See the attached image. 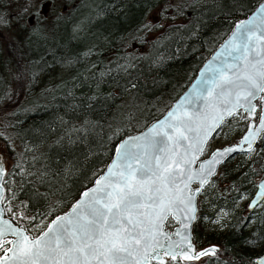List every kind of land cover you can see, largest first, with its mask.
Returning <instances> with one entry per match:
<instances>
[{"label": "trees", "instance_id": "16d2710c", "mask_svg": "<svg viewBox=\"0 0 264 264\" xmlns=\"http://www.w3.org/2000/svg\"><path fill=\"white\" fill-rule=\"evenodd\" d=\"M8 1L0 0V9H7ZM258 1L64 0L50 10L48 21H19L14 32L53 24L54 35L61 20L73 22L81 37L79 48L64 44L65 49H44L34 58L22 54L14 34L15 40L4 39L2 29L8 24L0 26L7 213L17 221L28 215L25 229L31 233V224H45L66 208L108 161L116 141L161 114L233 22ZM152 10L154 18L148 21ZM61 66L67 70L59 68L44 79ZM263 163L264 139L258 137L240 176L224 179L231 166H219L223 172L208 181L216 182V188L210 194L208 185L203 190L214 206L210 210L197 197L191 226L193 241H211L215 234L205 233L202 218L223 210L227 221L215 238L218 251L178 264H249L264 250V200L253 214L235 207L238 198L251 194ZM259 245L262 249L253 254L250 248Z\"/></svg>", "mask_w": 264, "mask_h": 264}, {"label": "snow or ice", "instance_id": "6c2138e0", "mask_svg": "<svg viewBox=\"0 0 264 264\" xmlns=\"http://www.w3.org/2000/svg\"><path fill=\"white\" fill-rule=\"evenodd\" d=\"M259 23L264 25V18ZM236 28L232 46L233 51L241 53L237 57L239 66L232 65L221 72L214 87L219 89L217 98H223L220 103L231 105L224 109L227 115H235L237 108L247 105L245 110L251 118L257 111L252 101L264 93V28L257 25L256 19ZM260 99L257 131L264 129V97ZM222 120L220 116L218 122ZM194 122L193 116L185 114L182 118L169 112L148 134L124 141L116 149L118 161L96 181L97 187L83 194L87 201H79L71 213L57 217L40 236L30 239L23 230L3 221L7 229L0 228V251L4 253L0 264H152V261L165 264L164 256L191 260L214 253L215 248L190 255V242L183 246L174 244L163 228L168 215L177 211L189 213L184 220L195 219V193L208 183L207 177L214 174L215 166L239 149V145L217 149L211 159L200 164L198 172H192L190 165L198 157H186L192 148L203 153L208 134L205 131L197 145H192L189 133L196 131ZM252 127L250 124L249 133L240 142L247 144L248 150L255 140ZM140 140L144 144H137L138 150L133 152L130 144ZM3 175L0 164V177ZM194 180L199 181L200 187L185 198L183 194ZM187 227L182 223L183 229ZM8 231L17 239H4ZM174 235L181 236V231L177 230ZM181 241H189V237L183 235ZM5 244L11 247L5 248ZM256 264H264V257H259Z\"/></svg>", "mask_w": 264, "mask_h": 264}, {"label": "water", "instance_id": "95a60500", "mask_svg": "<svg viewBox=\"0 0 264 264\" xmlns=\"http://www.w3.org/2000/svg\"><path fill=\"white\" fill-rule=\"evenodd\" d=\"M264 9V0H259L256 5L245 15L235 20L227 32V34L215 45V47L209 52V54L202 60V62L199 64L197 69L195 70L194 75L189 80V82L185 85V87L172 99V101L169 103V105L164 109V111L159 114L154 119L150 120L147 124H145L143 127L128 132L124 135H122L115 143L112 154L108 161L104 164V166L101 168V170L93 177L91 182L84 186L77 196L68 204L66 208L63 210L57 212L54 214L51 218L47 220L43 228L35 233L31 234L26 229L25 226L20 224L18 221H16L10 214L7 213L4 202H3V193H4V187H3V176L0 177V228L7 229V225L3 224V221H8L12 228L23 230L25 235L29 236L30 239H34L38 236H40L44 231L47 230L48 226L52 223L53 220H55L57 217L66 216L69 213L72 212L74 206L81 200L87 201L88 198L84 197L85 192H90L91 189L97 187L96 181L98 179H101L103 176H105L108 172L109 166L113 165L114 161H118V153L116 151L117 147L123 144L124 141L129 140V138L132 137H142L145 134L149 133L150 129H153L154 126L158 125L159 121L165 120V118L168 116L169 112H175L177 116L184 117L185 114L189 116H193L195 118V122L193 124V127L196 129V131L189 133L191 137V144L197 145L198 141L203 138L205 131H207V140L212 136V134L217 130L219 125L222 123V121L229 115H227L226 111L224 110L226 107H230L231 105H224L220 103V99H223L222 97L220 99L217 98V93L219 92V89H216L214 87V81H217L218 75L221 72H225L226 69L229 68V66L235 65L236 67L239 66V62L237 60V57L241 55L239 51H233V33L237 31L236 26L238 24L247 22L251 19H256L257 25H259L261 28H264V25H260V19L264 18V13L261 12V10ZM259 35V31L256 33ZM251 58V57H250ZM232 71H235V68H232ZM227 75H231V72H227ZM261 97H264V93H260L258 98L253 100L252 103L257 105L256 101L258 102L257 105V115L256 117H248V113L245 110L247 105L245 107L237 108L240 109L245 113L247 116V122L245 125V129L241 132L239 137L235 142L223 144L218 147H213L205 156H202V153H198L195 151V148L190 149L189 154L186 158H192L193 156L198 157L195 159L194 163L190 165V170L192 172H198L199 166L201 163L208 161L212 157V153L215 152L217 149H224V148H231L234 146L239 145V149L236 152H233L229 154L227 157L223 159V162L231 157L234 154L247 152L248 145L247 144H241L242 138L249 133V125L251 124L252 131L255 133V140L252 142V148L259 137V134L264 130L261 129L260 131H257L258 128H260V105H261ZM236 109V110H237ZM223 116V120L219 121V117ZM199 133V135H197ZM204 143L203 147H205ZM140 144L143 145L144 141H133L130 144V148L133 152H136L138 149L136 148V145ZM181 152H183V149H181ZM222 162V163H223ZM220 163V164H222ZM0 164L3 165L4 171H5V162L3 160L2 153L0 151ZM220 164H217L215 166L214 174L217 172L218 166ZM207 168V165H205ZM213 174V175H214ZM211 176L207 177V180L210 179ZM199 181L194 180L189 184L188 190H186L183 194V196L186 198L188 196L193 195L195 193V190L199 188ZM199 193H195L193 198V203L195 206V212L194 215L196 217V211H197V196ZM264 199V163L261 170V174L259 178L255 181L254 188L247 200L246 208L248 210H252L255 208L258 204H260ZM251 205V207H250ZM187 211H177L174 214L168 215V218L172 219L175 223L171 226V228H168L166 226V221L164 222L163 228L164 231L168 233L169 236H171V241L175 243H181L182 246L185 243H189L191 245V251L190 255L195 256L196 253L202 252L206 249H213L215 248L216 251L214 253H211L209 255H214L217 251L219 246L216 243H209L202 246H197L196 242L193 241L192 234H191V226L192 222L188 220H184V217L188 215ZM173 215L175 218H173ZM167 218V219H168ZM166 219V220H167ZM182 223L187 224L188 227L186 229L182 228ZM180 230L181 236L187 235L189 237V241H181V236H176L174 233ZM6 240L14 241L17 239L16 236L12 235L10 231H8V234L4 237ZM165 243H168L165 241ZM11 247L10 244H6L5 248ZM179 251V249H177ZM4 253L0 252V256H2ZM161 255L163 256V250H161ZM205 256V255H204ZM203 257V256H201ZM200 257V258H201ZM259 257H264V250L259 252L257 255H255L253 262L250 264H256L257 259ZM178 258H180L178 256ZM166 259H170L167 256H164V261ZM181 259V258H180ZM184 260V259H182ZM198 259H191V260H184V261H194ZM156 262V261H153Z\"/></svg>", "mask_w": 264, "mask_h": 264}, {"label": "rangeland", "instance_id": "374dc122", "mask_svg": "<svg viewBox=\"0 0 264 264\" xmlns=\"http://www.w3.org/2000/svg\"><path fill=\"white\" fill-rule=\"evenodd\" d=\"M5 3H6L5 6L8 8L0 9V18H2V22H0V26H3L4 24H8L5 29H2L3 33L5 34L4 39H9L13 41L16 38L21 43V52L23 55H26L27 57L30 58H34L44 49H49L50 51H53L55 50L56 46H58V49L59 48L65 49L64 44H70L71 49L79 48L81 44V37L77 34V25L73 22H65L64 20L63 21L61 20L59 22V26L57 29L58 32L54 35L52 34L54 27L53 24L40 25L39 28H35L27 32H23V31L21 32L19 30H16L14 32L15 30L14 28L17 27L16 22L19 21H23L26 25L33 23L38 24L48 21V19L50 18L49 15L52 14V13L49 14L50 10L53 9V11H55L56 6L58 5L61 6L64 3V0H9L8 2ZM26 5H28L27 11L24 10ZM13 18L14 19L16 18V21L15 20L13 21ZM153 18H154V10L150 11L147 15L148 21H152ZM12 21L13 23H10ZM12 34H14L15 38L13 37ZM2 41H3L2 38H0V43ZM59 68H61V72L67 70L66 66L53 68L54 70H52L50 74H47V76H45L44 79H47L49 78L50 75L55 74ZM34 98L36 99L38 98V96H34ZM256 103L258 105L257 101ZM257 112L258 110L256 111L254 118L256 117ZM246 122H247V116L240 109L236 110L235 115L227 116L219 125L217 130L212 134V136L206 142L202 156H205L213 147H218L223 144L235 142L239 137V135L241 134V132L245 129ZM259 137H262L264 139V130L259 134ZM0 151L3 156V160L7 162L8 158L7 155L5 154V151H3L2 142H0ZM252 152H253V148L247 152L237 153L229 157L225 161V163L230 165L231 169L228 175L225 174L224 179L236 178L241 175L242 171L247 170V165H249ZM222 172L223 169L221 170L218 169L216 178H218ZM259 176L260 174L257 176V179L259 178ZM207 185L209 187V194L211 193L212 190L216 188V182H208L199 192L198 199L200 200L204 199L205 203L208 204V208L211 210L214 204L209 202V200L207 199L208 194L203 193V190L208 191ZM248 198L249 195H242L240 198H238L235 204L236 209L244 212H249L246 208V203ZM260 205L261 203L257 205L253 210H251L252 211L251 214L255 213V210L258 209ZM11 214L12 213H10V215ZM14 215H22V214L16 212ZM27 218L28 215H23V220H18V222L23 226H25V224L27 223V221L25 220ZM202 220L204 221L205 233L206 234L213 233L215 235L213 236L214 238L211 241H205L202 238L201 241L196 244L198 246H202V244L205 243H217V241L215 240L217 234L222 233L225 230L226 221H227L226 213L221 209H217L214 212L213 216L203 217ZM174 223L175 222L170 218L166 220V226L168 228H171V226ZM43 224H44V220L35 224H31L30 225V228L32 229L31 234L37 233V231L41 227H43L42 226ZM250 249L253 252V254H256L260 249H262V246L261 245L254 246L253 248ZM179 260L180 259L178 258L176 260L166 259L165 263L178 264ZM152 264H156V262L152 261Z\"/></svg>", "mask_w": 264, "mask_h": 264}, {"label": "flooded vegetation", "instance_id": "af4514ba", "mask_svg": "<svg viewBox=\"0 0 264 264\" xmlns=\"http://www.w3.org/2000/svg\"><path fill=\"white\" fill-rule=\"evenodd\" d=\"M226 160H227V159H226ZM226 160H225V161H226ZM225 161H224V162H225ZM220 165H221V164H220ZM220 165H219V166H220ZM219 166H218V168H219ZM217 171H218V169H217ZM216 173H217V172H216ZM216 173H215V174H216ZM215 174H214V175H215ZM214 175H213V176H214ZM210 178H211V177H210ZM209 180H210V179H209ZM209 180H208V181H209ZM204 186H205V185H204ZM197 197H198V196H197ZM195 218H196V217H195ZM193 221H194V220H193ZM46 222H47V221H46ZM192 223H193V222H192ZM44 225H45V224H44ZM42 228H43V227H42ZM205 244H209V243H205ZM205 244H202V245H205ZM5 245H6V244H5ZM200 245H201V244H200ZM197 246H198V245H197ZM262 251H263V250H262ZM215 254H216V253H215ZM257 254H258V253H257ZM257 254H256V255H257ZM205 256H206V255H205ZM203 257H204V256H203ZM203 257L199 258L198 260L202 259ZM254 257H255V256H254ZM177 258H178V257H177ZM178 259H180V258H178ZM253 259H254V258H253ZM198 260H194V261H198ZM179 261H184V260L180 259ZM252 262H253V260H252ZM252 262H251V263H252ZM249 264H250V263H249Z\"/></svg>", "mask_w": 264, "mask_h": 264}]
</instances>
